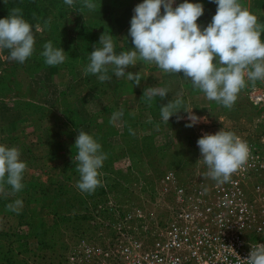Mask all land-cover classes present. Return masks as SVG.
<instances>
[{"label":"clouds","instance_id":"9594fccd","mask_svg":"<svg viewBox=\"0 0 264 264\" xmlns=\"http://www.w3.org/2000/svg\"><path fill=\"white\" fill-rule=\"evenodd\" d=\"M174 2L143 0L137 4L128 30L134 50L117 55L113 36L103 33L98 43L101 46H94L90 53L84 75L93 74L100 82H105L111 79L108 75L111 65L117 78H126L139 86L142 80L139 73L126 72L139 60L154 64L164 73H183V78L190 80L193 88L202 92L207 100L231 109L238 94L249 83L255 85L258 80L264 81V41L257 17L243 7L240 0H210L217 5L216 12L202 29L197 23L204 13L201 3L183 0L173 7ZM64 3L72 7L75 0H64ZM83 7L92 11L97 4L94 0H84ZM34 46L33 26L23 18L20 8H12L6 18L0 19V52L8 50V59L22 64L33 55ZM41 55L48 66H57L66 60L63 49L54 47L51 41L43 45ZM168 93L167 87L149 86L144 89L143 97L151 103L154 97L165 98ZM192 109L185 107L183 93H177L175 99L162 104L161 120L168 124L170 117L175 116L179 121L183 118L179 113L183 111L189 121L186 127L207 122L206 117L196 116ZM122 116V110L112 113L110 123L115 124ZM129 131L134 134L131 129ZM197 146L199 161L207 167L205 176L218 184L230 182L251 155L247 142L223 129L215 134H203ZM74 147L77 155L72 160L79 173L76 187L92 194L97 187L103 186L99 170L107 156L101 144L83 131L76 136ZM20 156L18 148L0 144V195H7L6 185L10 186L12 194L23 190L27 165ZM6 207L19 214L23 201L16 199ZM243 260L246 264H264V244L251 247Z\"/></svg>","mask_w":264,"mask_h":264},{"label":"rangeland","instance_id":"374dc122","mask_svg":"<svg viewBox=\"0 0 264 264\" xmlns=\"http://www.w3.org/2000/svg\"><path fill=\"white\" fill-rule=\"evenodd\" d=\"M0 1L10 8L0 11V19L18 7L23 18L33 26L35 36L33 55L22 64L9 60L8 50L0 52V141L4 139L1 138L3 135L10 134L12 127L24 126L27 119L32 120L31 127L38 137L49 126L56 129L61 125L62 128L66 119L75 123L81 118L91 117L92 97L84 93V88L97 87L101 82L96 75H84L83 69L89 63L94 46L100 47V37L96 30L90 28L91 17L83 7L84 0H75L72 7L64 0ZM94 2L99 6L100 1ZM48 41L65 52L63 64H45L41 52ZM221 112L215 110L202 116L200 111H195L196 116L206 117L207 122L193 127L185 126L188 120L182 114H179L183 117L179 121L175 116L170 117L168 124L142 129L140 136L139 131L132 130L134 134H130V143L122 144L110 137L109 141L114 143H103L102 151L107 156L104 162L108 163L107 167L114 175L107 174L108 178L102 177L101 181L114 182L113 188L120 191L122 197H125L121 193L122 186L129 183L134 192H128L127 198L137 202L147 218L163 217L169 196L157 193L159 179L168 171L185 178L201 166L196 152L199 150L197 140L203 134H215L220 129L234 133L250 132L251 120L264 115V103L254 106L246 94L239 95L234 106L223 113L227 118L236 119V124L215 117ZM245 115L250 119L245 123L239 122V118ZM260 128L264 130V125ZM0 144L7 146L5 142ZM49 236L46 235L47 241ZM36 244V240L31 243L32 246Z\"/></svg>","mask_w":264,"mask_h":264},{"label":"built area","instance_id":"2783aa9c","mask_svg":"<svg viewBox=\"0 0 264 264\" xmlns=\"http://www.w3.org/2000/svg\"><path fill=\"white\" fill-rule=\"evenodd\" d=\"M248 99L260 105L264 92L251 91ZM250 125V132L235 133L251 155L230 182L206 177L201 161L185 178L168 171L159 179L157 193L169 196L163 217L147 218L127 198L134 192L129 183L122 197L102 181L77 231L64 237L59 264H246L251 247L264 244V115Z\"/></svg>","mask_w":264,"mask_h":264},{"label":"crops","instance_id":"0c3cea01","mask_svg":"<svg viewBox=\"0 0 264 264\" xmlns=\"http://www.w3.org/2000/svg\"><path fill=\"white\" fill-rule=\"evenodd\" d=\"M98 1L100 7L92 11L88 10V13L101 23L94 28L99 37L103 33L112 35L114 51L117 55L134 50L128 30L134 15L133 9L143 0ZM182 2L183 0H175L173 7ZM189 2L203 5L204 13L197 21L203 29L211 22L217 5L212 9L208 6V3H212L210 0H189ZM240 3L257 17L261 39L264 41V0H240ZM161 13L163 14V8ZM112 68L111 65L108 68L111 79L101 82L97 87L84 88V93L92 97L91 117L81 118L75 123L66 119L62 128L61 125L56 129L49 126L37 135L38 137H35L36 130L31 127L32 120L27 119L24 126L12 127L9 135L1 137L4 139L0 142L20 150V159L27 167L23 175V190L12 194L10 186L6 185L7 195H0V264H15L14 257L20 249V243H28V246H31L35 240L31 237L32 233L39 232L45 237L51 228L59 226L56 223L58 215L79 210L84 198L93 195V193H83L76 187L79 173L76 171L75 162L73 163L77 155L74 144L80 131L91 135L100 144L103 141L112 142L109 141L110 137H114V141L122 144L130 143L129 129L139 131L138 136H140L142 129L161 126L164 123L160 116L162 104L175 99L177 93L181 92L185 107L193 108V114L195 111H200V115L204 116L206 113L218 110L222 112L215 117L236 124V119L229 118L230 116L227 118V114H223L229 110L228 108L207 100L202 92L193 88L190 80L183 78V73H164L154 64L138 60L136 66L126 69V72H138L142 78L140 85L134 86V83L126 78H117ZM149 86L167 87L169 93L165 98L156 96L149 103L143 97L144 89ZM262 89H264V81L258 80L255 85L249 83L238 96L245 94L248 96L251 91H263ZM120 110L123 111L121 119L115 124L110 123L111 114ZM179 114L184 118L187 117L183 111ZM248 118L245 115L238 121L245 123ZM6 136L9 137L5 141ZM16 199L23 201L19 214L6 207L13 204ZM28 255L26 251L20 253V256Z\"/></svg>","mask_w":264,"mask_h":264},{"label":"trees","instance_id":"16d2710c","mask_svg":"<svg viewBox=\"0 0 264 264\" xmlns=\"http://www.w3.org/2000/svg\"><path fill=\"white\" fill-rule=\"evenodd\" d=\"M208 6L210 8H215L216 4L215 3H208ZM98 7V6H97ZM2 9L8 10L10 9L8 5L3 4L0 1V11ZM86 12H88V9H86ZM89 14V13H87ZM90 15V14H89ZM90 24H91V29L94 30L96 26L100 25L99 21H96L95 19L92 18L90 15ZM97 22V24H95ZM99 23V25H98ZM90 29V30H91ZM91 30V31H92ZM104 142V141H103ZM103 142L101 146L103 145ZM106 143V142H104ZM120 154H127L124 152H121ZM108 163L103 162V167L99 170L100 172L103 173L104 178L106 177L107 174H113L114 172L110 170L107 166ZM114 175V174H113ZM108 183V182H106ZM109 184L114 187V182H110ZM118 187V186H117ZM116 187V188H117ZM102 187H97L95 192L93 193L92 197L84 198L83 200V205L79 208V210L75 212H69L65 214L58 215L56 217L57 221L56 223L59 224L57 227L51 228L50 231H48L49 236V241H47L45 237H43L39 232L36 234L32 233L31 237L35 238L37 244L35 246H28V243H20L19 245V250L18 253L16 254V257H14L15 264H59V256L61 254L62 249L65 247V242H64V237L66 236L67 233L73 232L75 233L81 224V219H84L85 217V212L87 208L88 201L96 198L98 195L100 196L102 194ZM122 192H124V187L122 186ZM37 207H34L36 210ZM28 252V256H20L21 252ZM38 257L37 261H35V258Z\"/></svg>","mask_w":264,"mask_h":264}]
</instances>
